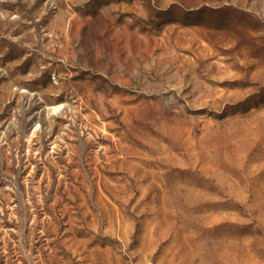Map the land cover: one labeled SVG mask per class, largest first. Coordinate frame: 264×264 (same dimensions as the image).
<instances>
[{
  "label": "rangeland",
  "instance_id": "1",
  "mask_svg": "<svg viewBox=\"0 0 264 264\" xmlns=\"http://www.w3.org/2000/svg\"><path fill=\"white\" fill-rule=\"evenodd\" d=\"M0 264H264V0H0Z\"/></svg>",
  "mask_w": 264,
  "mask_h": 264
}]
</instances>
